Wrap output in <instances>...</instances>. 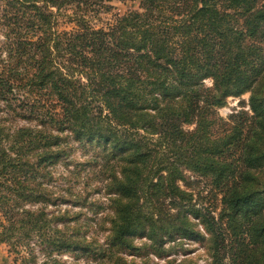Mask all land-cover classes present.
I'll list each match as a JSON object with an SVG mask.
<instances>
[{
    "label": "trees",
    "instance_id": "trees-1",
    "mask_svg": "<svg viewBox=\"0 0 264 264\" xmlns=\"http://www.w3.org/2000/svg\"><path fill=\"white\" fill-rule=\"evenodd\" d=\"M108 1L0 0V244H38L39 264H198L168 258L190 240L208 264H264V0H141L97 29L85 17ZM66 10L75 25L59 31ZM245 93L250 113L215 116ZM70 141L101 158L100 237L81 213L48 210ZM186 172L219 194L216 215Z\"/></svg>",
    "mask_w": 264,
    "mask_h": 264
},
{
    "label": "rangeland",
    "instance_id": "rangeland-1",
    "mask_svg": "<svg viewBox=\"0 0 264 264\" xmlns=\"http://www.w3.org/2000/svg\"><path fill=\"white\" fill-rule=\"evenodd\" d=\"M141 0H109L104 2L110 9L103 8L97 13H89L85 17L90 24L95 28H105L117 16L123 15L128 11L138 10ZM69 11H62L58 15L56 28L59 31H69L74 27L72 18L68 17ZM0 30V40H2ZM204 86L211 87V81L205 80ZM250 93H245L239 97H228L225 105L214 109L215 116L224 122H228L230 115L237 111H245L250 113L248 99ZM3 112L0 104V114ZM18 125H29L30 123L18 120ZM192 127L186 126V130H191ZM69 155L65 160L50 167L51 178L48 182L49 189L54 192V197H57L55 206L49 205L48 210L67 209L73 213H81L80 220L87 225L83 227V231L87 230L88 236H99L96 233L97 229L92 226L95 219L105 213L106 196L101 188V183L97 175L101 158L97 147H91L87 144L79 145L76 142H69ZM191 182L189 191L193 195V202L198 206L209 209L212 215H216L220 209L219 194L213 191L209 182L198 177L190 172L185 173ZM179 185L183 187L180 182ZM86 201V202H85ZM84 203V206H82ZM101 206V207H100ZM94 220V221H93ZM99 239V238H98ZM135 244L140 246L147 242L142 238H135ZM168 245V244H167ZM32 251L25 247H19L14 250L8 243L0 244V264H34L41 263L46 259V253L42 252L38 244H31ZM177 253L171 257L179 262L180 259L190 258L198 264H208L209 259L201 243L197 241H183L181 248L177 247ZM185 251V252H183ZM145 250H141L143 255ZM53 258L61 261L63 264H95L92 259L81 256L78 253L71 252H56L53 253ZM127 259L135 257L127 256ZM137 258V264H144V260ZM148 264H163L164 259H155L150 257Z\"/></svg>",
    "mask_w": 264,
    "mask_h": 264
}]
</instances>
